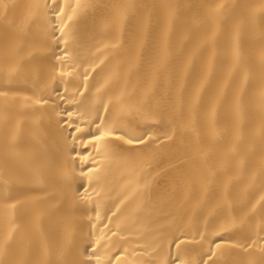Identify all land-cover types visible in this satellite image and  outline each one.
I'll use <instances>...</instances> for the list:
<instances>
[{
	"label": "bare ground",
	"instance_id": "6f19581e",
	"mask_svg": "<svg viewBox=\"0 0 264 264\" xmlns=\"http://www.w3.org/2000/svg\"><path fill=\"white\" fill-rule=\"evenodd\" d=\"M0 264H264V0H0Z\"/></svg>",
	"mask_w": 264,
	"mask_h": 264
},
{
	"label": "snow or ice",
	"instance_id": "6c2138e0",
	"mask_svg": "<svg viewBox=\"0 0 264 264\" xmlns=\"http://www.w3.org/2000/svg\"><path fill=\"white\" fill-rule=\"evenodd\" d=\"M97 127H98V131L92 136V140L94 141H102V140H106L108 138H112L114 136V133L110 130H105L108 126L105 125V128H99V124L101 123L99 120H97ZM76 132H80L82 131L81 128L76 127L73 129ZM115 138L119 139L121 137L116 136ZM77 139H79V137H77ZM143 138H141L140 140H133V139H129L127 140V143L132 144V143H143Z\"/></svg>",
	"mask_w": 264,
	"mask_h": 264
}]
</instances>
